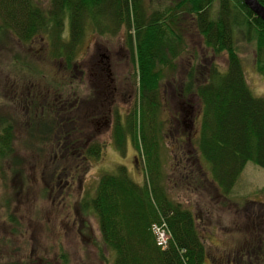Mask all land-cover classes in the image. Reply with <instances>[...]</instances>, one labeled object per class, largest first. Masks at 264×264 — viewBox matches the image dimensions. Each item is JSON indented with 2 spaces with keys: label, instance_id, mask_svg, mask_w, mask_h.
Returning a JSON list of instances; mask_svg holds the SVG:
<instances>
[{
  "label": "rangeland",
  "instance_id": "rangeland-1",
  "mask_svg": "<svg viewBox=\"0 0 264 264\" xmlns=\"http://www.w3.org/2000/svg\"><path fill=\"white\" fill-rule=\"evenodd\" d=\"M38 1L45 8L50 3ZM178 1L144 0L149 14ZM238 42L246 81L256 96L264 97L256 45ZM74 50L73 61L65 63V56L54 57L41 34L27 43L12 33L0 38V121L12 125L14 142L13 151L0 156V264H110L114 252L90 206L99 179L119 166L134 181L147 178L146 159L130 133L123 148L115 141L117 122L127 128L141 99L137 58L126 46L125 30L101 34L87 27ZM168 56L169 65L160 67L161 107L151 126L159 132L168 195L193 212L208 254L215 258L258 238L264 223H252L247 214L251 200L263 201L264 208V168L249 162L224 195L215 183L202 181L196 140L183 142L188 123L194 124L193 137L199 133V99L194 91H182L190 71L197 79L211 62L225 67L228 54L214 52L188 25L179 54ZM108 74L114 81L110 87ZM102 116L109 121L96 129L95 119ZM93 144L102 145V153L84 156Z\"/></svg>",
  "mask_w": 264,
  "mask_h": 264
},
{
  "label": "trees",
  "instance_id": "trees-1",
  "mask_svg": "<svg viewBox=\"0 0 264 264\" xmlns=\"http://www.w3.org/2000/svg\"><path fill=\"white\" fill-rule=\"evenodd\" d=\"M185 20L214 52L228 54L225 67L211 62L197 79L190 71L182 91L197 94L201 118L198 135L190 142L186 135L183 142L196 140L202 181L215 183L224 195L249 162L264 168V97L249 87L238 49L239 40L255 43L256 65L264 76V21L244 0H179L151 14L144 0H50L46 8L38 0H0V38L12 33L27 43L41 34L54 57L65 56L61 59L71 63L87 27L101 34L124 29L126 46L137 58L139 109L136 105L127 128L118 121L114 133L121 148L130 133L146 159L147 178L134 181L119 166L101 176L90 201L103 240L114 252L110 264H208L193 212L168 195L159 132L151 126L161 107L160 67L169 65L168 53L182 49ZM13 144L12 125L0 121V156L10 154ZM102 148L93 144L84 156L98 157ZM155 227L167 229L165 247L157 244Z\"/></svg>",
  "mask_w": 264,
  "mask_h": 264
},
{
  "label": "flooded vegetation",
  "instance_id": "flooded-vegetation-1",
  "mask_svg": "<svg viewBox=\"0 0 264 264\" xmlns=\"http://www.w3.org/2000/svg\"><path fill=\"white\" fill-rule=\"evenodd\" d=\"M103 57L106 58V55L103 54ZM106 59H108V57ZM101 61H102V59H101ZM104 65H106V61L104 62ZM101 68L103 70H105L107 68V70L109 71L108 66L103 67L100 65V69ZM108 77H109V74H108ZM113 82L114 81L112 80V78L109 77L108 87H110ZM56 108L59 109V105ZM63 108L65 109V107H63ZM57 112H60V111H57ZM66 112H68V115L66 116V118H68L69 117V110H67ZM63 118L64 117H62V119ZM95 121H96L95 128L101 129V127L103 125H105L107 123V121H109V120L105 116H102V117H97L95 119ZM187 127H190V131H188V133L186 134L187 139L190 142V139L192 136L191 131L194 127V124L192 122L188 123ZM68 136H69L68 139L72 138L70 135H68ZM59 137H57V138H59ZM62 137L66 139L67 136H62ZM66 145H64V146H66ZM188 150H190V149L188 148ZM251 201H253V202L248 206H250V208L252 206V209H250V212L247 214L248 218L252 219V223H255L257 221H258V223H261V224L264 223V221H263L264 220L263 219L264 218V210H263L264 208L262 209L263 201H260V200H258V201L257 200H251ZM253 204L258 205L257 211H253V207H254ZM262 210H263V212H262ZM262 226L263 227L260 228V233H259L258 238L255 240V243H253V242H251V240H249L247 242L246 248L238 249L235 252H233V250H230V251L224 250L219 255H216L215 258H211L210 255L207 253L206 262L208 264L209 263L210 264H264V225L262 224ZM261 234H263V235L261 236ZM226 249H228V247H226Z\"/></svg>",
  "mask_w": 264,
  "mask_h": 264
},
{
  "label": "water",
  "instance_id": "water-1",
  "mask_svg": "<svg viewBox=\"0 0 264 264\" xmlns=\"http://www.w3.org/2000/svg\"><path fill=\"white\" fill-rule=\"evenodd\" d=\"M244 2L264 21V4L260 0H244Z\"/></svg>",
  "mask_w": 264,
  "mask_h": 264
},
{
  "label": "built area",
  "instance_id": "built-area-1",
  "mask_svg": "<svg viewBox=\"0 0 264 264\" xmlns=\"http://www.w3.org/2000/svg\"><path fill=\"white\" fill-rule=\"evenodd\" d=\"M155 232L157 235V243L158 245H161L165 247L168 243L169 240V233L166 228H161V227H155ZM166 236V237H165Z\"/></svg>",
  "mask_w": 264,
  "mask_h": 264
}]
</instances>
